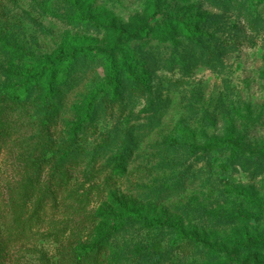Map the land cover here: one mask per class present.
Masks as SVG:
<instances>
[{
	"label": "rangeland",
	"instance_id": "rangeland-1",
	"mask_svg": "<svg viewBox=\"0 0 264 264\" xmlns=\"http://www.w3.org/2000/svg\"><path fill=\"white\" fill-rule=\"evenodd\" d=\"M93 245L264 264V0H0V254Z\"/></svg>",
	"mask_w": 264,
	"mask_h": 264
},
{
	"label": "trees",
	"instance_id": "trees-1",
	"mask_svg": "<svg viewBox=\"0 0 264 264\" xmlns=\"http://www.w3.org/2000/svg\"><path fill=\"white\" fill-rule=\"evenodd\" d=\"M186 30H187V33L189 35H191V37H192L193 36V30L189 27H187ZM235 46L237 47L238 45H231L230 48H234ZM93 51H94V47H91V46L86 47V48H76L72 52H67L65 50H61L60 55L56 60H57V63L59 65H63L67 61L74 60L77 54H82L85 52L90 53ZM23 90H25L24 84L15 88V90L13 92V100L14 101L19 102V101L23 100ZM170 145L173 147H182V146L183 147H189V145L182 144L177 140H171ZM219 146H230V144L216 141L214 143H211L209 145V148L217 149V148H219ZM191 148L193 150L197 149L196 147H191ZM218 168L221 170H225L227 168L226 163H224V162L220 163L218 165ZM231 193H233V192L231 191ZM12 208H15V205H12ZM138 220H140V219H138ZM126 225H127V223H125V222L117 223L114 230L121 231L125 228ZM149 226L150 227H156V228H163L166 230H172V229L178 228L177 225H170L167 222H163V221H159V220H153ZM7 249H8V247L5 249V251H7L6 253L4 251V252H2V254H0V259L2 260V261H0V264H4L6 256H8V252H10V249L9 250H7ZM62 254L63 255H62L61 264H99V262H100L99 258H98L100 253H99L98 246H96V245L84 247V248H68V249H65ZM1 255H2V257H1ZM166 256L167 255H164V254H157L155 256V260L153 263L154 264L162 263L165 260Z\"/></svg>",
	"mask_w": 264,
	"mask_h": 264
}]
</instances>
